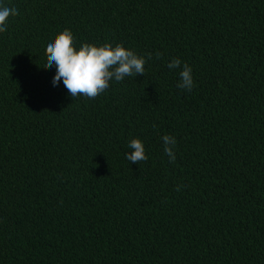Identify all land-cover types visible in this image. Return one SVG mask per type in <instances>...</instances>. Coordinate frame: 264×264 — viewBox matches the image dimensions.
I'll list each match as a JSON object with an SVG mask.
<instances>
[{"label": "trees", "instance_id": "1", "mask_svg": "<svg viewBox=\"0 0 264 264\" xmlns=\"http://www.w3.org/2000/svg\"><path fill=\"white\" fill-rule=\"evenodd\" d=\"M5 2L0 264H264V0ZM64 29L145 73L74 99L45 65ZM134 138L147 160L125 158Z\"/></svg>", "mask_w": 264, "mask_h": 264}, {"label": "clouds", "instance_id": "2", "mask_svg": "<svg viewBox=\"0 0 264 264\" xmlns=\"http://www.w3.org/2000/svg\"><path fill=\"white\" fill-rule=\"evenodd\" d=\"M17 15H19L18 10L14 6L6 3L5 0H0V34L7 31L9 18ZM74 40V34L70 29H64L50 38L46 47L45 64L55 68L53 87L60 86L62 82L74 99L81 95L95 98L106 91L110 82H121L126 77L145 73V56L138 55L122 44L113 46L111 43H105L97 46L84 43L76 47ZM151 58L152 54L148 53L147 59ZM156 58H160V53L156 54ZM167 67L178 73L177 88L192 91L195 81L192 75L193 70L187 63L177 57L173 58ZM161 140L164 155L174 162L176 138L166 134L161 137ZM127 147L130 151L125 153V158L129 162L139 163L147 160L145 145L141 139H131Z\"/></svg>", "mask_w": 264, "mask_h": 264}]
</instances>
